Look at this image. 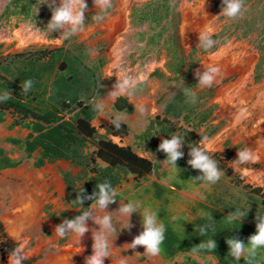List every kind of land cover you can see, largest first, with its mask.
<instances>
[{
	"label": "rangeland",
	"instance_id": "obj_1",
	"mask_svg": "<svg viewBox=\"0 0 264 264\" xmlns=\"http://www.w3.org/2000/svg\"><path fill=\"white\" fill-rule=\"evenodd\" d=\"M184 1L195 5V0L130 1L126 13L127 24L117 31L120 45L123 44L120 55L121 69H134L133 78L141 74L146 75L147 78L137 83L135 88L129 89L126 94L121 95L125 97L130 108L127 111H117L113 107L116 100L113 101L111 98V91L117 77L114 78L113 75L106 73L107 66L112 62L107 52L114 39L107 37L109 29L104 25L109 18L118 15L120 0H111V7L107 9L97 8L93 0H85L88 8L85 12L83 30L67 38L60 32H48L45 25L51 18V11L47 4H42L44 0H34L28 6L27 16L19 12L25 0L18 2L17 5L12 0H0V35H2L0 59L9 60L15 53L21 51L28 52L36 48L53 49L63 46L67 49L64 52L66 57L76 56L74 61L77 69L83 71L87 67L85 65H88V78L96 80L95 93L88 102L94 104L97 109L91 125L98 136H104L118 145L132 146L137 154L153 161L156 155L147 149L148 141L141 145L133 142L134 135L143 130L149 118H155V116L159 118L167 114V117L176 121V124L178 121L180 124L192 121L191 127H195L200 132H207L212 128L211 135L199 144L183 142L180 149L183 156L178 159L181 165L176 170L179 172L177 176L173 166L161 160L157 170H151L143 177L136 178L131 173L124 176L113 188L116 191L117 202L110 203L106 211L99 210L95 201L83 210V212H91L93 216L110 215L112 217L117 234L115 236L112 232L105 233L109 240V256L104 259V264H121V261L125 264H219L212 255H200L196 252H179L173 258L165 259L161 254L149 255L144 252L143 246H138L134 250L129 249L124 244L130 243L132 238L142 231L141 217L139 212L132 213L130 216L132 227L125 228L127 217L117 211L119 205L123 203L140 201L143 206L150 207L158 213L160 222L164 224V219H167L179 228L181 227V224L177 223L179 219L194 221L205 213L203 205L208 204L217 206L230 214L245 212L247 209L250 215L264 213V196L253 193L249 189L259 187L260 192H264V174L262 170H255L252 167L253 165L264 167V163L261 160H250L242 164L236 162L237 152L243 144L231 134L235 120L230 117L229 113L222 114L223 104L217 100L218 90L226 84L231 85L229 92L237 89L236 81L240 74L238 72L227 74L216 80L212 87H200L194 75L197 69L203 71L204 68L212 65L207 64L203 67V60L206 56L218 52L221 47L229 43L238 44L230 49V53H237L243 59H248L249 54L254 55L251 80L246 81L241 87L245 90V87L256 84L254 88L261 96H264V89L261 88V86L264 87V0H243L245 10L242 17L237 19L219 15L221 0H210L208 4L212 14L210 24L218 27L212 31V39L216 43L210 49L201 47L198 44L199 41L190 40L187 44L183 42L181 5ZM49 3H52V0H49ZM59 3L60 0H55L57 6ZM36 6L38 7L37 13H35ZM5 7H7V12H4ZM201 15L202 11H198V16ZM97 16L102 19L97 20ZM19 27L28 30L30 37L37 35L38 39H29L20 44L15 37H12L15 36L14 32ZM246 65L247 63L241 64V67H246ZM65 71L63 69V72ZM191 92H195V102L189 95ZM236 95V93L232 95L229 106L232 110V106L235 105L238 108L234 112L242 114L235 123L238 124L254 106L248 105L243 108L242 103H246V98L243 99L237 95V101L234 97ZM170 104H172L171 112L168 113L165 107L168 111ZM180 110L184 117L182 114L177 119L171 116L172 113H179ZM11 118L10 113L7 112L4 123L0 124V143L6 134H14L24 139L30 132L27 129L20 130L18 126L12 127L7 133L3 132L2 129L5 130L4 128L9 123L11 124ZM111 119H120L127 126L128 132L124 137L108 132L107 126ZM204 119H206L205 122L209 121L208 126L201 123ZM228 127L229 131L226 130ZM217 136L221 137L218 146L212 149L207 148L210 149L208 155L218 162V167L223 173L221 178L214 184L206 181L194 183V180H189V185H187L180 178V173L181 168H191L187 164V160L190 159L189 148L192 146L206 147L205 143L212 139L215 140ZM153 138L160 141L163 136L157 135L151 139ZM5 147L9 148L6 149L7 154L9 153L14 160H19L20 164L12 170L4 169L3 176L11 171L25 168L23 174L17 175L16 179L10 183L13 187L15 186L17 201L25 200L26 202L27 200L35 203L40 193L43 192V196L41 197L42 205L36 215L39 220L31 224L25 223L24 238L13 239L2 221L3 207L14 206L12 195L6 194L5 203L3 207H0V258L8 259L9 252L18 244L26 241L24 252L29 255L30 259L23 261V264H50L63 251L69 256H66L67 261H62L61 264H81L80 261L74 262L70 254L83 243L85 255H90L92 235L100 230L99 226L95 225L92 220H88L87 226L90 231L85 233L81 241L78 237L75 238V233H70L64 238L57 237L53 233V226L64 219H71L80 209L79 206L74 207L71 202H68L65 181L69 177H81L83 174H79L80 167L73 166L66 160L57 159L30 170L38 155L37 151L28 157L19 146L6 144ZM92 148L90 146L86 150L89 152ZM214 153H217V156H214ZM28 170L30 174L27 173ZM250 171L254 173V181L249 180ZM256 171L261 173V178L256 176ZM56 178L61 181L62 190L59 189ZM84 181V179H77L75 184L80 186ZM156 184L165 188L160 198L155 195ZM7 185L10 187L9 184ZM0 196H2L1 186ZM27 204L31 203H25ZM17 206L14 209H17ZM49 221H52V224Z\"/></svg>",
	"mask_w": 264,
	"mask_h": 264
},
{
	"label": "trees",
	"instance_id": "obj_2",
	"mask_svg": "<svg viewBox=\"0 0 264 264\" xmlns=\"http://www.w3.org/2000/svg\"><path fill=\"white\" fill-rule=\"evenodd\" d=\"M12 1L17 5L24 0ZM33 1L25 0L19 12L27 16L28 6ZM4 12H7V7ZM66 50L63 46L53 49L36 48L28 52L15 53L9 60L0 59V93L5 90L12 92V99L0 102V122L4 120V114L9 112L12 117L10 127L20 125L30 130V134L23 141L17 139L10 141L18 145L28 157L34 151L38 152L33 161L35 167L57 159L66 160L73 166L80 167L79 174H83L81 177L65 179L68 202L74 207H80L74 217L81 214L92 202L85 200L83 205L79 204L76 196L81 187L85 189L86 194L97 190L96 186L105 181L114 188L127 174L131 173L136 178L143 177L151 170L158 169L160 159L167 161V158L165 153L157 151L160 142H155L157 157L156 161L151 162L138 156L131 146L118 145L96 134L91 120L95 117L97 109L94 104L88 102L95 93L96 80L88 78V65H85L87 67L83 71L77 69L74 61L76 56L66 57L64 53ZM63 69L66 71L63 72ZM25 80L33 81V86L27 93L21 87ZM116 106L120 109L130 108L124 97L118 98ZM171 106L172 104L168 106V111L165 107V111L170 113ZM181 114L184 115L180 110L179 113H172L171 116L177 119ZM111 121L107 128L108 132L120 136L127 133L125 124L121 122V127L117 131ZM158 134L163 135L165 139L174 134L179 135L183 142L191 144H196L202 138L201 134L176 125V121H172L167 114H164L159 118L158 116L151 118L146 128L134 135L135 144L141 145ZM90 146L93 148L88 152L86 149ZM214 156H217V153H214ZM18 162L19 160H11L4 156L0 150L1 168L15 166ZM180 165L181 163L177 161V167ZM200 174L199 170L193 168H181L180 178L185 183L188 180L198 183L203 180L193 178ZM77 179L85 181L77 186L75 184ZM249 189L264 196V192H260L259 187ZM155 190L157 197L163 196L164 190L159 184H156ZM204 210L205 213L192 222L179 219L177 223L181 224L180 228L164 219L165 240L161 245V256L171 259L179 252H194V245L211 238L217 244L215 250L204 249L195 252L200 255H212L219 264H248L246 259L241 258L237 261L228 254L225 238L237 237L247 243V237L256 230L254 226L256 215L247 213L240 221L237 219L229 222L230 213L223 209L205 206ZM202 226L206 227L205 235L199 232ZM251 264H264V248L257 250V255L252 259Z\"/></svg>",
	"mask_w": 264,
	"mask_h": 264
},
{
	"label": "clouds",
	"instance_id": "obj_3",
	"mask_svg": "<svg viewBox=\"0 0 264 264\" xmlns=\"http://www.w3.org/2000/svg\"><path fill=\"white\" fill-rule=\"evenodd\" d=\"M205 0H203V4ZM42 4H47L51 11V18L45 25L49 33L60 32L64 34L65 38L71 36L79 31L83 30L85 12L88 5L85 0H60L59 5L55 4V0L49 3V0H44ZM93 4L97 8L107 9L111 7V0H93ZM245 10L243 0H221V10L219 15L231 19H237L242 17ZM38 12L36 6L35 13ZM97 20L102 17L97 16ZM184 32L182 33L183 36ZM199 45L204 49H210L216 43L212 39V29H205L198 33ZM117 67H119L117 63ZM220 74V69L217 66H209L204 68L203 71L196 70L194 75L200 87H212L216 82V77ZM108 75H113L109 73ZM146 75L133 78L127 75L126 70L121 69L115 85L111 91V98L115 101L119 96L126 94L129 89L135 88L136 84L146 80ZM33 86L32 80H25L22 82V90L27 93ZM193 97L195 102V92L189 93ZM12 99V92L5 90L0 93V102H7ZM97 123H99L97 119ZM114 128L119 131L121 127V120L114 119L111 121ZM182 139L179 135H172L170 138H161L160 143L157 146V151H162L166 154L167 162L173 166V170L177 176L179 173L176 171L177 161L183 156L180 150L183 145ZM210 149L201 146H192L189 148L188 155L190 159L187 160V164L191 168L199 170L200 175L193 179H199L208 182L209 184L216 183L222 176V171L218 167V162L208 155ZM252 151L250 148L237 152L236 162L238 164L247 163L252 160ZM97 190H93L91 194H86V191L81 187L80 192L76 198L80 205L84 204L85 200H95L96 206L101 211H106L110 203H116V191L112 188L108 181L96 186ZM117 211L127 217V224L125 228L130 229L132 227L130 223V216L132 213L139 212L141 217L142 231L135 235L130 243H125L129 249H136L138 246H143L144 252L151 256L159 255L162 251L161 245L165 240V225L160 222L158 213L150 207H145L140 201H130L128 203L120 204ZM248 211V209H247ZM245 212H238L236 214H230L228 216L229 222L234 220H241L247 214ZM255 233L247 237V243L243 242L237 237H226L225 242L228 245V254L239 261L244 258L251 264L252 259L257 255V250L264 248V214H257L254 217ZM92 220L95 225L99 226L95 235H92V252L90 255L84 257V264H104V259L109 256V240L105 233L112 232L117 234L116 228L112 223V217L110 215H103L102 217L93 216L91 212H83L74 216L71 219H64L61 223L54 226V232L57 237L64 238L70 233H75L82 240L85 233L90 231L87 226V221ZM92 231V229H91ZM199 232L201 235L206 234V227H200ZM18 239V237H13ZM113 242V241H112ZM27 242L18 244L14 247L8 255V264H23V261L30 259L29 255L25 254L24 247ZM217 244L213 239H208L206 242H200L198 245L193 246V251L199 250H215ZM85 249L80 247L79 252H83ZM138 253V252H137ZM121 264H125L121 261Z\"/></svg>",
	"mask_w": 264,
	"mask_h": 264
},
{
	"label": "bare ground",
	"instance_id": "obj_4",
	"mask_svg": "<svg viewBox=\"0 0 264 264\" xmlns=\"http://www.w3.org/2000/svg\"><path fill=\"white\" fill-rule=\"evenodd\" d=\"M131 0H120L118 8H119V13L115 17L109 18L108 22H105V27L109 29V32L107 33V37H111L113 40V43L110 45L108 55L109 57L112 58V62L107 66L106 73H112L113 76L117 77L119 75L120 69H121V52H122V45H120V40L117 35V31L119 29H122L126 26L127 21H126V13L127 9L129 7ZM210 0H205V3L203 4V0H195V5L184 1L181 5V12H182V25H181V35L184 32L182 39L185 44H187L190 40L194 42H198V33L205 30V29H212L214 31L217 29V26H214L210 24L211 21V9L208 7ZM207 7V8H205ZM198 11H202V15L198 16ZM196 16H198L196 19H194ZM212 22V21H211ZM218 25V24H217ZM217 27V28H216ZM89 32V31H86ZM85 32V33H86ZM15 37L20 44L24 43L26 40L28 41L29 39L37 38V35H33L30 37L29 31L26 30L23 27H19L18 29L15 30ZM27 36V37H26ZM2 35H0L1 39ZM3 39V38H2ZM4 40V39H3ZM238 46V44H232L229 43L223 47H221L218 52L214 54H210L209 56H206L203 60V67L207 64H212L211 66H217L220 69V74L216 77V80H219L223 76L227 74H231L233 72H238L240 74V77L237 79L236 84H237V89H234V93H236L238 96L242 97L243 99L246 97L244 96L245 93L243 87H241L246 81L251 80V71H252V63L254 60V55L249 54L248 59H243L240 58L237 53H230V49L232 47ZM243 46H246L243 44ZM23 47V46H21ZM117 63L119 67H117ZM247 63L246 67H241V64ZM201 65V67H202ZM152 66V65H151ZM199 67V68H201ZM134 69L127 70L126 73L129 75L132 73ZM131 77V76H130ZM133 77V76H132ZM240 86V87H238ZM230 89V90H229ZM246 90V89H245ZM229 91H231V85H226L218 90V97L217 100L220 101L223 105V109L221 110L222 114H231V117L235 120L234 124L240 119L242 114H236L234 111L231 110L230 108V100L232 99L233 96L230 94H227ZM235 97V96H234ZM249 110V109H248ZM251 110V109H250ZM247 112V111H246ZM236 114V115H235ZM243 119V118H242ZM257 123V122H256ZM233 124V126H234ZM258 125V124H256ZM232 126V127H233ZM259 133L262 134L264 132V128L259 127ZM229 131V127L226 129ZM237 139V138H236ZM221 141V138L217 136L214 139H212L210 142H206V147L209 148H214V144L216 143L218 146V143ZM257 156H254L255 154L252 152V160H261L264 159V148L260 151L257 152ZM23 172V168L19 169L16 171V174H20ZM251 172V171H250ZM247 172H245L246 174ZM256 176L261 178V173L260 172H255ZM254 173L251 172L249 176V180L254 181L253 179ZM57 179V185L59 186V189L62 190V184L61 181ZM261 180V179H260ZM259 180V181H260ZM2 184V183H1ZM13 184V183H12ZM3 192H9L11 193L14 191V187L11 185L10 187L4 183L2 185ZM16 193V192H14ZM6 194V193H5ZM13 196V195H12ZM16 196V195H15ZM43 196V192L40 193L37 196V199L33 205V207L29 208L30 213H26V215L23 214L20 219L17 221L10 220L8 217H3V221L6 226V231L8 234L13 237H18L21 238L23 237V230L25 228L26 222L28 224L35 223L37 220H39L38 217H36V214L38 212V209L41 207L42 202H41V197ZM18 197V196H17ZM27 199V198H26ZM24 205V204H23ZM27 210V209H26ZM26 212V211H25ZM39 216V215H38ZM19 217V216H18ZM52 224V221H49ZM54 224V223H53ZM55 225V224H54ZM54 227V226H53ZM24 238V237H23ZM26 238V237H25ZM77 238V235L76 237ZM14 239V238H13ZM83 243H81L80 247H83ZM80 247L72 250L73 253L70 254V256L74 259V262L80 261L81 264H84V257L85 255V250L83 252H79ZM85 247V246H84ZM83 247V248H84ZM67 255L65 251L60 253L54 260H52V263L50 264H61V262L67 261ZM0 264H8V259L2 260L0 258Z\"/></svg>",
	"mask_w": 264,
	"mask_h": 264
},
{
	"label": "crops",
	"instance_id": "obj_5",
	"mask_svg": "<svg viewBox=\"0 0 264 264\" xmlns=\"http://www.w3.org/2000/svg\"><path fill=\"white\" fill-rule=\"evenodd\" d=\"M109 20V19H108ZM108 22V21H107ZM106 22V23H107ZM18 29V28H17ZM107 55H108V52H107ZM108 57H109V55H108ZM121 70V69H120ZM123 70H131V69H127V68H125V69H123ZM128 76H131L132 77V73H130ZM114 78H115V76H113ZM236 81V80H235ZM234 81V82H235ZM234 82H232V83H234ZM230 84V83H229ZM226 85H228V84H226ZM225 85V86H226ZM262 85V84H261ZM254 86H256V84H251L250 86H247V87H245V89L246 90H244V96H246L245 98H246V103H242V107L244 108L245 106H254L251 110H249V112L248 113H246L247 115H245V118H243V119H241V121L238 123V124H234V126H233V124H232V132H231V134H233V136H235L236 138H237V140L238 141H241L242 142V144H243V147L240 149V150H242V149H244L245 147H248V148H250L251 149V151L255 154V155H257L258 153V151H260V150H262L263 148H264V132L262 133V134H260L259 133V127L261 126V128H264V96H261L260 95V93H259V91H256V89L254 88ZM261 88H263L264 89V87H262L261 86ZM262 91V90H261ZM227 94H230L231 96L232 95H234L235 93L234 92H228ZM119 97H121L122 98V96H119ZM118 97V98H119ZM236 97V100L238 101V99H237V95L235 96ZM118 98L116 99V101L118 100ZM125 98V97H124ZM233 98V97H232ZM235 100V101H236ZM116 101L114 102V104H113V107H114V109H116L117 111H127V108H124V109H120V108H118L117 106H116ZM125 101H126V99H125ZM126 103H127V101H126ZM128 104V103H127ZM128 106H130L129 104H128ZM238 107H236L235 105H233L232 106V111H234L235 109H237ZM6 114V113H5ZM5 114H4V120L3 121H1L0 122V124L1 123H4V121H5ZM240 114V113H239ZM227 116V115H226ZM227 117H229V116H227ZM230 117H231V114H230ZM207 118H209V116L207 117ZM232 118V117H231ZM12 119V118H11ZM151 118H149V120H150ZM233 119V118H232ZM112 120V119H111ZM110 120V121H111ZM149 120L147 121V123H146V125L144 126V128H146V126H147V124H148V122H149ZM205 120L206 119H204L201 123H203L205 126H208V122L209 121H207V122H205ZM231 122V121H230ZM257 122V123H256ZM110 123V122H109ZM124 124V123H123ZM231 124V123H230ZM256 124H258V125H256ZM176 125H179V126H181L182 128H184V129H187V130H192L194 133H197V134H201V136H202V138H201V140L200 141H203V139L204 138H206L207 136L209 137L211 134V130H212V128L211 129H209V130H207V132H200V131H198V129H196L195 127H191V125H193L192 124V121H189V122H187L186 124L184 123V124H180V121H178L177 122V124ZM10 126V123L4 128L5 130H3L2 129V131L3 132H9L10 131V129L13 127V128H15L16 126H18L19 127V129L20 130H23V129H27V128H24V127H21L20 125H14V126H11V127H9ZM202 126V125H201ZM201 126H199V127H201ZM108 127V126H107ZM127 127V126H126ZM143 128V129H144ZM128 129V128H127ZM28 131H30L29 129H27ZM127 132H128V130H127ZM141 132V131H140ZM139 132V133H140ZM29 134H30V132H29ZM29 134H27V136H26V138L28 137V135ZM127 134V133H126ZM125 134V135H126ZM114 135V134H113ZM125 135H122V136H120V135H118V136H120V137H124ZM158 135H161V134H158ZM163 136V135H162ZM154 137H157V135H155ZM220 137V136H219ZM164 138V137H163ZM221 138V137H220ZM10 139H17V140H20V141H23L24 139H20L18 136H15L14 134H12V135H9V134H6V136L4 137V139L1 141V143H0V150H2V154L4 155V156H6V157H8V158H10L11 160H14L13 158H12V156L8 153L7 154V152H6V149H9V148H6L5 147V145L7 144V145H9V146H15L16 144H14V143H12V141H10ZM133 140H135L134 138H133ZM160 142V141H158V140H155L154 138H153V140L152 139H149V141H148V145H147V149L151 152V153H153V154H155L156 155V146L157 145H155V142ZM199 141V142H200ZM134 143H135V141H133ZM199 142H197L196 144H199ZM143 144V143H142ZM216 145V147H217V144L215 143L214 144V146ZM16 146H18V145H16ZM131 148H132V146H131ZM133 150V149H132ZM134 151V150H133ZM135 152V151H134ZM34 153V152H33ZM32 153V154H33ZM38 153V152H37ZM136 153V152H135ZM137 154V153H136ZM138 156H141V155H139V154H137ZM37 157V156H36ZM35 157V158H36ZM141 157H143V156H141ZM157 157V156H156ZM145 158V157H144ZM148 160H150V159H148ZM161 160H163V159H160L159 160V162H161ZM151 162H154V161H156V158L152 161V160H150ZM163 161H166V160H163ZM158 162V163H159ZM261 162L262 163H264V159H261ZM19 164H20V161L18 162V164H16L15 166H9V167H4V168H1L0 167V186H1V195L3 196H0V207H3V203H5V200H4V198H6V194H9V195H13L12 197H13V199H12V203H14L13 205L14 206H7L6 208L5 207H3V209H2V212H3V217H5L6 215V217H11V220H14V221H18L22 216H23V214L24 215H26V213L28 214V213H30V211H29V208L31 207H33V205H34V202H30V201H27L26 200V202H25V200H22L21 202L20 201H17V193H14V191H12L11 193H9V192H3V189H2V185H4V183L7 185V184H9L10 186H11V182L12 181H14V179H16V176L18 175V174H16V171L17 170H19V169H17V170H15L14 172H10L9 174H7V175H5V176H3V170L5 169V170H12V169H14V168H17L18 166H19ZM45 164V163H44ZM43 164V165H44ZM31 166V165H30ZM159 166H160V163H159ZM251 166V165H250ZM41 167V166H40ZM252 167H254V169L255 170H262V172H263V174H264V167L262 166V167H260V165L259 166H257L256 167V165H253ZM23 168V172L25 171V168L24 167H22ZM35 168H37V167H35L33 164H32V166H31V168H30V170L31 169H35ZM21 169V168H20ZM27 170V169H26ZM252 171H254V170H252ZM23 172L22 173H20V174H23ZM256 172H259V171H256ZM27 173L28 174H30L31 172H29V170L27 171ZM19 174V175H20ZM190 181H192V180H190ZM189 180L188 181H186V183H187V185H189L188 184V182H190ZM2 183V184H1ZM162 187V186H161ZM163 188V190L165 189L164 187H162ZM168 188H166V190H167ZM169 190V189H168ZM16 192V191H15ZM6 193V194H5ZM16 195V196H15ZM31 203V204H27V205H25V203ZM24 204V205H23ZM18 205V206H17ZM16 206L18 207L17 209H14V208H16ZM204 207L205 206H208V207H211V208H218V209H220L219 207H217V206H213L212 204H208V205H203ZM31 208H30V210H31ZM27 209V210H26ZM26 211V212H25ZM1 212V213H2ZM37 214H38V212H37ZM36 214V215H37ZM9 215V216H8ZM20 215H21V217H20ZM19 216V217H18ZM3 217H2V221H3ZM184 221H186L185 219H183ZM4 222V221H3ZM186 222H192V221H186ZM26 223H28V222H26ZM25 224V223H24ZM185 252V251H184ZM188 253V252H187ZM207 255H209V254H207Z\"/></svg>",
	"mask_w": 264,
	"mask_h": 264
},
{
	"label": "water",
	"instance_id": "obj_6",
	"mask_svg": "<svg viewBox=\"0 0 264 264\" xmlns=\"http://www.w3.org/2000/svg\"><path fill=\"white\" fill-rule=\"evenodd\" d=\"M2 260H4V259H2Z\"/></svg>",
	"mask_w": 264,
	"mask_h": 264
}]
</instances>
